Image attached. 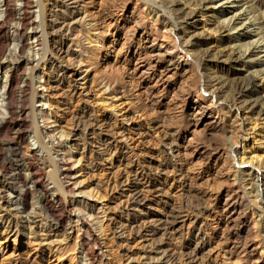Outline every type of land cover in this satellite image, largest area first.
I'll return each mask as SVG.
<instances>
[{"label": "rangeland", "instance_id": "1", "mask_svg": "<svg viewBox=\"0 0 264 264\" xmlns=\"http://www.w3.org/2000/svg\"><path fill=\"white\" fill-rule=\"evenodd\" d=\"M57 1L44 3L55 11L51 20L63 22ZM168 1L158 3L163 6ZM257 1L264 5V0ZM196 2L187 0L186 7H171L178 16ZM230 2L206 7L188 23L181 22L173 33L170 19L145 0H79L72 5L80 11L77 27L61 33L59 25L49 42L35 41L44 26L37 25L35 31L28 28L30 41L22 51H14L6 64L15 75L11 78L12 108L4 115L7 121L3 125L0 121V180L13 184L0 186V264H128V246L122 247L117 232L136 215L124 204L129 183L122 179L110 187L107 184L117 171L134 181L131 172L149 164L152 157L165 161V132L174 135L181 151L176 158L180 183L174 188L173 205L193 218L170 242L176 252L174 261L264 264V183L248 177L264 178V114L252 110V105L247 108L240 99L241 91L249 94L253 71L264 67L247 71L246 64L217 59L219 47L233 43L232 35L240 32H221L222 44L210 35L232 14ZM219 9L230 14L222 17L216 13ZM37 10L30 19L40 20ZM257 23L251 27L254 33L261 29L262 22ZM221 33H215L217 40ZM61 45L70 50L69 57L58 54ZM159 50L173 53V64L165 55L153 56ZM260 51L255 57L258 62L264 59V50ZM20 58L25 60L22 65ZM68 65L80 66L82 77H88L86 94L71 91L74 83ZM215 67L218 80L210 83L204 74ZM7 80L0 73V92ZM56 85L59 91L50 93L46 104L40 96ZM258 90L251 100H262L264 82ZM198 107L207 108L209 114L197 115L194 109ZM79 122L84 130L80 142L70 134ZM122 127L131 130L124 132ZM86 129L88 137L93 129L95 134L85 144ZM158 131L162 134L157 136ZM110 156L112 170L104 166ZM66 162L73 169L71 176L63 173ZM18 170L21 180H10L9 173ZM76 176L80 190L74 183ZM30 180L38 185L20 212L12 200ZM43 190L49 201L57 197L62 202L54 214L43 206ZM80 191L94 199L80 198ZM231 198L232 207L239 211L232 217L222 213ZM81 214L91 218L88 233L85 227L70 226L69 219L75 221ZM57 218L65 222L57 225ZM199 231L210 247L194 262L187 246ZM142 250L133 243L128 252Z\"/></svg>", "mask_w": 264, "mask_h": 264}, {"label": "bare ground", "instance_id": "2", "mask_svg": "<svg viewBox=\"0 0 264 264\" xmlns=\"http://www.w3.org/2000/svg\"><path fill=\"white\" fill-rule=\"evenodd\" d=\"M230 0H197L195 6L188 11L183 9L181 15H176V10L171 7V5L181 4V7H186L188 5L187 0H170L165 3V5L161 6L158 3V0H145V2L150 3L152 6L158 7L160 11H162L163 15L168 17L169 25H171L170 31L173 33L175 30L183 24L181 22H186L190 19L197 17L198 13L204 12L206 7L217 6L218 2ZM60 3L61 13H62V20L63 22L52 21V17L54 16L53 8H48L44 0H37L33 4L30 0H0V73H5L8 80L5 82V85L0 92V121L2 125L7 121L5 119V114L8 113L9 110L12 108V99L14 92V85L13 80L11 79L15 75V71L13 69L9 70L7 67V60L13 56L14 51H22L28 41H30V36L27 34L28 28L32 30H36L37 25L46 26V28L42 30L40 36L35 37V41L40 44L42 41L46 40L49 42L51 38L54 40L55 31L54 28L60 25L59 31L62 33L65 30L71 32L74 28H76L77 24L80 22L79 18H77L80 14L78 8L72 7V5L78 4L79 0H59L57 1ZM232 4V14L229 12H224V10L219 9V12L222 13V17L225 15L230 14L229 17L224 18L222 21L219 22L218 30L215 32L211 31L210 35L215 37L217 43L222 44L221 32H228L233 33L234 31H239L237 35H232L235 38V41L227 43L225 47H219L216 51L217 59H222L225 63L235 64V63H243L248 66L247 71H250L253 67L262 66L264 67V59L260 60V62L255 60V57L259 55L264 50V14L261 12L264 5H262L257 0H235L230 2ZM33 4V5H32ZM170 5V6H169ZM37 7V19H30V15L34 14V8ZM237 7L241 9L238 10ZM74 8V9H73ZM218 10V9H217ZM237 10V11H236ZM187 11V12H186ZM233 11H235L233 13ZM255 14V19H252ZM257 22L261 23V29L259 32L254 33L252 30V25L258 24ZM49 30H52L48 32ZM208 33V32H207ZM215 33H221L219 35L220 39L217 40ZM255 34V35H253ZM175 36H178L175 33ZM49 40V41H48ZM232 43V47H230ZM11 45V47H10ZM10 47V49H9ZM58 54L63 57H69L70 50L66 48L64 45L57 47ZM264 52V51H263ZM154 55L157 58L161 55H165L170 64H173L174 61V54L170 52H156L154 51ZM224 59V60H223ZM24 59L20 58L19 64L22 65L24 63ZM256 61L257 64H253ZM253 64V65H252ZM200 67L202 63L199 64ZM251 68H250V66ZM207 66V64L205 65ZM167 66H163L165 68ZM204 68V67H203ZM206 69V68H205ZM167 70V69H166ZM67 72L69 74V78L72 79L74 86L71 91L74 94L77 92L87 93V84H88V77H82L83 72L81 71V67H75L68 65ZM84 73L87 74V71ZM252 73V72H251ZM204 74V73H203ZM207 76L208 82H213L214 80H218L217 71L215 68H210L209 73L204 74ZM10 78V80H9ZM250 81L248 86L253 89L247 91V96L244 91L243 95L240 97L242 100V104L249 108L252 105L251 109L254 108L259 111V113L264 114V97L261 101L258 100H251L253 97L251 94L258 90L259 84L264 82V69L263 71H253L251 76L249 77ZM57 83L59 81H56ZM60 86H51L48 87L46 90V95L43 94L40 98L46 101V104H49L51 99V94L54 91H59ZM204 91H206L204 89ZM259 91V90H258ZM89 94V92H88ZM240 110V109H239ZM22 112V111H20ZM238 111V115H239ZM194 113L200 116H207L208 109L205 107H198L194 109ZM7 118V117H6ZM77 121H81V118H77ZM154 128V127H153ZM124 132L128 130L126 127H122ZM242 129V128H241ZM131 130V128L129 129ZM84 130L81 127V123L79 122L78 125L74 130L70 131L72 137H75L73 141H82L80 135ZM94 131V132H93ZM85 139L84 143L88 142L89 140H93V135L95 134V130L86 129L85 131ZM88 132V133H87ZM157 136L162 134L161 132H156ZM164 141H165V149L164 153L167 157L165 161L157 160L155 157L150 158L148 161L149 164L142 165L141 168L133 170L131 173L134 176V181L130 182V176L127 173L117 171L115 173L114 178L109 179L108 186L110 187L114 183H118L119 180L125 179L124 182L129 183L128 192L126 193L127 200L124 201L125 206L128 208L129 206L133 211H135V219L125 225V227L119 228L117 232L118 237H120L122 243V247L124 248L125 245L128 246V251L131 249V244L137 243L141 245L142 251L136 253H129L128 251L125 252L127 256L128 264H177L174 261L175 250L170 244L171 240L175 239V235L182 234L185 230V227L188 222H190L193 218L188 215H183L180 211L176 209L173 205L175 185L180 183V179L178 177L179 173L177 172L178 164L176 158L180 156L181 151L179 145L176 143V139L174 135L171 133L165 132L162 134ZM153 137V136H151ZM88 138V139H87ZM125 139V137H124ZM40 142V140H39ZM41 146L44 147L42 142H40ZM121 146L118 145L115 149L118 150ZM130 148V146L128 145ZM104 166L109 165V170H112L114 167L113 158L110 156L109 158L104 160ZM244 162L241 161V165ZM259 163H262L259 161ZM135 164V163H134ZM139 166V163L137 164ZM19 166V165H17ZM263 167H259L261 170ZM72 168L69 167V163L64 164L63 173L66 176H71ZM10 174V180L18 181L21 180V172L15 174ZM155 176L156 179H152V176ZM1 176V175H0ZM252 181H256L258 184L262 185L264 183V178L260 177L256 174L249 175ZM256 177V178H255ZM79 176L73 177L76 180L74 183L77 184L76 189L80 190V185L78 183ZM25 181L24 189L21 192L17 193V196L14 198L16 201L12 200L13 206L21 212V209H25L28 203V198L31 194L34 193L36 190V186L38 183L36 181ZM13 184L12 182L6 183V181L0 180V186L6 188L7 185ZM70 185L73 182L69 183ZM8 187V186H7ZM14 187V186H13ZM11 189V187H9ZM192 187L189 186L188 190L191 191ZM44 191V190H43ZM17 192V190H16ZM78 196L80 198H86L88 201L93 200V196H85L84 193L81 191L78 192ZM43 201H44V208L49 210L51 213H55V211L59 210L61 207V201L56 197L53 198L51 201L48 200V192L46 190L43 193ZM90 208L94 205L93 203L88 204ZM89 208V209H90ZM93 210V209H90ZM222 213L226 214L230 217L232 215L239 214L237 207H232V198L228 201V205L224 206L222 209ZM57 225L64 223V219L57 218ZM70 226L73 228L79 229V227L84 228L87 233L89 232L90 228L88 226L92 225V221L89 215H79L77 219L74 221L71 218ZM82 231V229L77 230ZM93 232L95 230H92ZM83 239V238H82ZM83 241V240H82ZM84 244V243H82ZM210 247V243L208 242L206 235L199 231L196 235V239L193 243H190L187 246L188 252H190L191 257H193L194 262H198V257L203 256L205 252L208 251ZM176 249V248H175ZM102 249H99V253ZM93 263V261H91Z\"/></svg>", "mask_w": 264, "mask_h": 264}]
</instances>
